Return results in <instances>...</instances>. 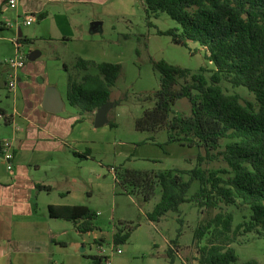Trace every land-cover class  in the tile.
<instances>
[{
    "label": "trees",
    "instance_id": "trees-1",
    "mask_svg": "<svg viewBox=\"0 0 264 264\" xmlns=\"http://www.w3.org/2000/svg\"><path fill=\"white\" fill-rule=\"evenodd\" d=\"M147 20L167 13L178 23L159 34L168 35L184 47L197 44L205 59L214 68L208 78L200 72L174 65L166 60H153L160 74V87L140 97L152 103L136 118V128L143 132L166 130L168 142L181 143L199 150L196 166L191 170L170 169L158 174L125 171L117 178L126 194L127 187L138 189L150 200L157 187L161 199L149 217L156 221L169 211H179L187 202L199 208L218 212L196 229L193 244L199 264H235L239 255L235 247L238 234L254 233L264 239V0H143ZM79 71L98 70L97 74L69 75L68 99L80 109V121L90 117L112 101L123 66L96 63L78 58ZM223 82L247 88L255 100L240 94H228ZM186 98L190 114L179 113L176 102ZM126 99L116 100V104ZM109 124L116 126L111 120ZM224 142L225 146H224ZM224 147V148H223ZM222 159L228 168L208 170L203 163ZM189 174L185 180L182 175ZM200 182L197 192L189 196L194 181ZM248 207L251 218L234 229L235 214L224 206ZM53 218L71 221L77 232L94 230L98 214L84 205L49 207ZM135 227H121L114 234V244H125ZM178 239L170 241L168 256L174 263ZM100 261L101 258H94ZM243 264H260L251 259Z\"/></svg>",
    "mask_w": 264,
    "mask_h": 264
},
{
    "label": "rangeland",
    "instance_id": "rangeland-1",
    "mask_svg": "<svg viewBox=\"0 0 264 264\" xmlns=\"http://www.w3.org/2000/svg\"><path fill=\"white\" fill-rule=\"evenodd\" d=\"M105 20L104 29L96 34L88 32L91 21L82 24L77 33L79 37L74 41V49H92L97 43L111 47L114 53L112 58L121 57L123 66L117 86L113 88L112 100H126L113 109L110 120L116 126L107 123L101 127L95 126L93 132L90 131V139L94 141L90 145L93 159L82 163L80 180L74 184L69 199L75 205L88 206L97 212L95 228L87 234H80L72 222H61L59 238L68 244V251L83 255L87 264H105V260L102 263L94 260L103 256H109L114 264H199L198 251L193 244L195 231L218 210L210 212L187 202L180 206L179 211H169L153 221L149 215L161 199V188L157 187L154 197L148 200L145 194L132 187L126 189L134 191V194H126L117 178L125 171L158 174L175 168L188 171L196 166L197 148L168 142L166 130L155 133L139 131L136 118L152 105L144 104L140 97L160 87L159 72L154 68L153 60H166L196 73L205 67L207 70L204 74L208 78L214 66L205 59L202 51H196L199 48L197 44L179 46L170 36L158 33L159 30L166 31L178 26L169 14L162 13L159 18H153L154 25L150 26L143 0H127L126 13L106 16ZM22 45L23 50H28L26 44ZM222 86L228 94L238 93L244 99L255 100L245 87H235L229 82H223ZM191 108L186 98L178 100L175 105V109L183 114H190ZM202 167L209 171L228 168L222 159L205 162ZM182 176L185 180L190 178L189 174ZM199 188L200 182L194 181L189 196ZM224 207L235 214L234 229L251 218L252 211L248 207ZM132 224L135 228L130 239L125 244L115 245L116 230L131 227ZM242 231L231 245L240 257L235 264H243L251 259H258L260 264H264V239ZM177 239L179 253L172 263L168 256L169 242ZM99 244L105 251L100 250ZM117 248L122 249L121 254L116 251ZM61 251L57 259L63 258L67 252L65 249Z\"/></svg>",
    "mask_w": 264,
    "mask_h": 264
},
{
    "label": "crops",
    "instance_id": "crops-1",
    "mask_svg": "<svg viewBox=\"0 0 264 264\" xmlns=\"http://www.w3.org/2000/svg\"><path fill=\"white\" fill-rule=\"evenodd\" d=\"M126 6L127 0H18L15 5L0 0V142L11 139L15 153L10 163L0 149V264H87L59 238L61 222L71 221L53 218L49 210L75 205L69 200L72 188L82 163L93 159L95 117L80 121V109L68 99L69 75L98 73L76 69L78 58L122 62L106 44L76 50L74 41L86 21L90 34L99 33L105 17L126 13ZM29 16L35 18L31 25L25 23ZM16 40L27 45V62L11 88L12 69L5 61L16 54ZM50 93L61 100L56 112L45 106ZM61 249L67 252L57 259Z\"/></svg>",
    "mask_w": 264,
    "mask_h": 264
},
{
    "label": "built area",
    "instance_id": "built-area-1",
    "mask_svg": "<svg viewBox=\"0 0 264 264\" xmlns=\"http://www.w3.org/2000/svg\"><path fill=\"white\" fill-rule=\"evenodd\" d=\"M10 5L17 4L18 0H8ZM35 21V18L33 16H29L25 23L27 25H31ZM15 45L17 48L16 54L12 57H9L5 62L6 64L12 69L11 73V80L9 82V85L11 88H15L17 84V73L21 69H23L26 66L27 62V54L23 50V45L20 42V40L15 41ZM1 118H3V115H0ZM0 149L2 151V154L6 161L10 162L14 159V143L11 139H4L0 142ZM101 251H105L103 246L99 247ZM119 254L122 253V249L117 248L116 250ZM103 260H105V264H114L113 260L109 256H103Z\"/></svg>",
    "mask_w": 264,
    "mask_h": 264
},
{
    "label": "water",
    "instance_id": "water-1",
    "mask_svg": "<svg viewBox=\"0 0 264 264\" xmlns=\"http://www.w3.org/2000/svg\"><path fill=\"white\" fill-rule=\"evenodd\" d=\"M99 22H95L94 25H99ZM48 100L45 104L46 108L51 111H58L61 107V100L57 93H50L48 96ZM51 105V106H49ZM116 106V103L113 101H110L104 105H102L95 114V126L101 127L107 123H109V113L110 111Z\"/></svg>",
    "mask_w": 264,
    "mask_h": 264
}]
</instances>
